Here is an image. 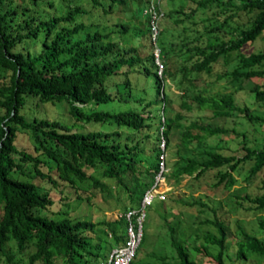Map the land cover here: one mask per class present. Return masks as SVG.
I'll return each mask as SVG.
<instances>
[{
	"label": "trees",
	"instance_id": "obj_1",
	"mask_svg": "<svg viewBox=\"0 0 264 264\" xmlns=\"http://www.w3.org/2000/svg\"><path fill=\"white\" fill-rule=\"evenodd\" d=\"M83 1L109 17H116L117 5L124 15L138 16L144 26L135 24L134 43L126 42V20L112 25L86 22L83 15L92 13ZM149 1L0 0V264H96L106 258L125 240V217L93 221L70 216L61 205L68 207L73 193L91 203L96 190L110 194L114 185L127 191L120 211L137 207L172 138L178 156L164 176L177 181L183 174L199 177L215 168L214 184L229 187L236 181L233 171L244 163L249 164L247 179L264 167V144L247 145L243 138L241 154L224 153L219 141L210 139L230 130L247 135L225 125L235 111L251 124H264V115L240 105L235 96V91L247 90L264 102V44L244 50L257 38L264 39V0H191L188 6L152 0L160 13L155 40L143 11ZM130 3L133 7L127 8ZM171 26L177 28L179 43L167 39ZM28 39L38 45L36 51L29 48ZM205 75L226 78L233 90L208 92ZM137 78L144 83L135 90ZM173 92L180 96L178 102ZM32 97L64 101L75 122L27 115ZM106 102L112 107L99 106ZM194 111L208 114L188 119ZM93 122L107 129L79 128ZM145 127H154V132L140 135ZM20 133L29 138L31 149L17 144ZM147 137L152 152L144 156L142 142ZM237 197L249 200L253 208H264V194ZM156 200V214L168 228L170 253L151 249L146 251L148 261L139 260L144 242L153 244L147 241L144 220L130 264H198L194 254L201 252L226 264L228 228L218 214L183 224L179 216L169 218L172 212L165 209V199ZM152 214L146 212L148 218ZM203 223L207 228L200 233L198 224ZM258 224L264 230V219ZM241 234L236 239L237 259L242 262L251 253L264 258V239L243 228Z\"/></svg>",
	"mask_w": 264,
	"mask_h": 264
},
{
	"label": "rangeland",
	"instance_id": "obj_2",
	"mask_svg": "<svg viewBox=\"0 0 264 264\" xmlns=\"http://www.w3.org/2000/svg\"><path fill=\"white\" fill-rule=\"evenodd\" d=\"M180 2H186V6L192 3L191 0H163L162 4L164 6H177V4ZM83 5L87 8H91L92 13L90 17L88 15H83V18L86 20V22H90V20H97L100 22L99 24L112 25L115 22L126 20L125 22L129 25L130 31L126 34V42L128 43H134L135 41V36H133L132 33L133 29L136 28L135 24L138 23L141 25V27L144 26L143 23L138 20V16L135 17L131 15H124V13L119 10L120 5H117V11L115 13L116 17H109L107 14L103 13L100 7H92L88 1H83ZM126 7L130 8L133 7V5L130 3ZM167 39L168 41L179 43L178 31L175 26H171L169 34L167 35ZM26 42L32 51H36L38 49V45H33L31 40L28 39ZM263 44L264 39L257 38L254 42L247 44L244 50H253L261 47ZM180 58L181 57H179V62ZM215 68H217V66ZM205 78L207 81L208 92L210 93L221 94L223 92L233 90V86L228 81H226V78H220L216 80L215 75H205ZM143 83V78H137L135 90L140 89ZM171 88L173 90L175 89L176 91L174 81L171 83ZM171 96L176 102L180 100V96L174 92L171 93ZM235 96L236 101L240 105L247 104L254 113H260L264 115V102L257 101L254 98L253 93L247 90H239L235 91ZM99 106L101 108H110L112 107V103H101ZM25 112L29 116L40 115L49 118H56L67 124L75 122L72 115L66 110L64 101L40 102L35 97H32L27 102ZM199 113H202L206 116L208 114L206 111H194L189 115L188 119L197 118ZM236 113L237 111H235V114L228 117L225 125L229 126L230 128L234 127L237 131H246L247 135L244 137L241 133L238 134L235 131L230 130L228 133L221 134L219 139L216 137L210 139L213 142L219 141L221 144V151L224 153L241 154L244 151L242 149L243 138H245V143L247 145L262 146L264 144V124H251L246 119L242 118L239 113ZM206 116L205 118L207 119ZM76 127H78L77 122L73 128ZM79 128L83 130L107 129L106 126L99 125V123L95 122L91 124H85ZM145 132L153 133L154 127L143 128L140 131V135H143ZM146 139V141L142 142L144 156L152 152V142L148 137ZM17 144L29 149L32 148L29 138L24 133H20L17 136ZM160 146L162 145L160 144ZM176 148L177 147L174 138H172L169 145L164 148L166 153L165 171L172 170L171 165L178 156L176 153ZM248 167L249 164L244 163L241 168L233 171V174L236 176V181L229 187L224 186L223 182L217 185L214 184L217 180L215 168L205 171L199 177L183 174L178 181L174 176H167L164 177V180L158 186V189L164 190L165 197L162 199H165L166 201L165 209L172 212V214L169 215L171 220L179 216L183 220V224L195 222L197 224L198 220L205 217L213 218L215 214H218L219 217L224 220L228 228L226 250L224 253L226 264L231 263L230 259H235L236 264H264V258L256 256L253 253H251L242 262L236 257V239L242 235V228L257 234L264 239V230L258 224L259 219H264V208H253L254 204H252L249 200L237 197V194L243 195L245 193H248L251 196L264 194V167L247 179L245 174L248 171ZM39 181L46 187L48 186L45 180L39 179ZM111 189L112 190L110 194H106V191L96 190L91 198V203H87L85 199L80 200L74 198L73 193V196L69 197L68 199V207L63 204L61 205V208H68V213L70 216L74 215L79 217H88L93 221H100L102 219L115 217L119 213L118 211H120V205L127 200V191L125 188H119V186L114 188V185L111 186ZM51 193L52 195H56V191L54 189L51 190ZM156 199L157 198L153 200L152 204L146 207L147 213H154L150 218H148L146 215L147 218L145 219V221L148 220L147 230L149 233V238L147 241L151 240L153 244L152 246H149L147 242H144L142 245L143 247L138 253V257H140L139 260L143 262L150 259L149 254L146 252L147 250L153 249L157 253L169 252L171 250L168 228L165 226L163 219L158 214H156L158 212V204ZM195 199L203 201L205 204H200L201 202L189 203ZM198 225L201 227L200 233H203L204 229L207 228L206 223ZM209 228L214 230L213 225L209 226ZM143 229L145 230V227ZM192 238L193 237L191 236L189 240L191 241ZM107 248L104 249L108 250ZM194 257H196L198 264H217L213 258L202 252L194 254Z\"/></svg>",
	"mask_w": 264,
	"mask_h": 264
},
{
	"label": "built area",
	"instance_id": "obj_3",
	"mask_svg": "<svg viewBox=\"0 0 264 264\" xmlns=\"http://www.w3.org/2000/svg\"><path fill=\"white\" fill-rule=\"evenodd\" d=\"M147 13L150 24L151 38L156 39L157 35V23L160 13L157 11L154 2L151 0L144 7L143 10ZM156 55V62L158 63V72L161 73V62L158 58L159 49L154 48ZM164 144V141L161 143ZM165 154H160V160L158 170L154 175L153 181L149 187H147L141 196L140 204L137 207H130L123 212L126 223V237L123 242L113 246L108 256L102 259L99 264H129L133 258L137 245L141 241L143 235V223L146 217V207L150 205L155 198H164V190L158 189V186L164 180L165 171Z\"/></svg>",
	"mask_w": 264,
	"mask_h": 264
},
{
	"label": "clouds",
	"instance_id": "obj_4",
	"mask_svg": "<svg viewBox=\"0 0 264 264\" xmlns=\"http://www.w3.org/2000/svg\"><path fill=\"white\" fill-rule=\"evenodd\" d=\"M161 143H162V142H161ZM161 145H162V144H161ZM161 147H164V144H163ZM164 177H165V176H164ZM153 178H154V177H153ZM152 181H153V180H152ZM151 183H152V182H151ZM150 185H151V184H150ZM150 185H149V186H150ZM149 186H148V187H149ZM145 189H146V188H145ZM161 199H162V198H161ZM126 210H127V209H126ZM118 212H119V213H118L115 217H117V216H124V215H123V212H124V211H118ZM124 217H125V216H124ZM125 233H126V230H125ZM140 242H141V241H140ZM140 242H139V244H140ZM120 243H121V242H119L118 244H120ZM118 244H115V245H118ZM139 244H138V245H139ZM115 245H114V246H115ZM138 245H137V247H138ZM136 249H137V248H136ZM109 251H110V250H109ZM135 252H136V251H135ZM108 253H109V252H108ZM134 255H135V254H134ZM107 256H108V255H107ZM133 257H134V256H133ZM132 259H133V258H132ZM132 259H131V260H132ZM101 260H102V259H101ZM101 260H100V261H101ZM100 261H99V262H100ZM99 262L96 263V264H99ZM130 262H131V261H130ZM129 264H130V263H129Z\"/></svg>",
	"mask_w": 264,
	"mask_h": 264
}]
</instances>
